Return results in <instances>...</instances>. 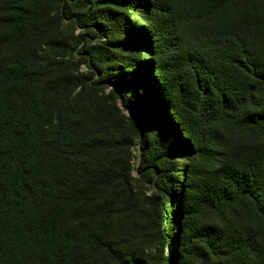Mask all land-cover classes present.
Returning a JSON list of instances; mask_svg holds the SVG:
<instances>
[{
	"label": "trees",
	"instance_id": "obj_1",
	"mask_svg": "<svg viewBox=\"0 0 264 264\" xmlns=\"http://www.w3.org/2000/svg\"><path fill=\"white\" fill-rule=\"evenodd\" d=\"M43 1L0 0V264H186L177 251L166 256L169 230L161 224L169 226V215L218 212L243 201L264 231V153L240 158L237 151L215 150L194 206L183 195L178 202H144L134 179L135 171L146 170L167 194L176 183L170 158L180 148L192 149L196 139L208 142L202 134L216 124L248 129L264 140V0H257L261 17L255 22L237 11L231 26L220 27L198 25L203 16L194 7L167 8L161 25L145 32L162 58L143 67L152 89L148 101L139 102L148 110L123 99L138 84L111 85L120 104L138 112L137 120L127 118L116 101L73 107L77 77L63 76L58 63L55 69L36 49ZM236 2L218 0V9ZM48 3L56 4V18L69 16L65 0ZM131 40L124 45L135 46ZM126 66L140 69L131 61ZM142 74L131 76L138 80ZM161 74L171 78V87L158 85ZM168 88L178 97L175 106ZM157 105L164 113L154 119L149 109ZM189 174L185 169L186 187ZM108 189L109 197L102 198ZM200 237L196 254L204 261L264 264V247L253 236L204 227Z\"/></svg>",
	"mask_w": 264,
	"mask_h": 264
},
{
	"label": "rangeland",
	"instance_id": "obj_2",
	"mask_svg": "<svg viewBox=\"0 0 264 264\" xmlns=\"http://www.w3.org/2000/svg\"><path fill=\"white\" fill-rule=\"evenodd\" d=\"M48 1L45 0L43 5L41 4L44 14L39 21H42L41 26L43 27L39 31V44L36 45V49L40 54L49 57L52 60L51 63H58V69L63 76L77 77L79 86L74 94L73 107L97 102H105L108 105L110 101H116L125 116L132 120L140 118L138 112L134 113L121 105L120 97L113 94L111 85L113 81L123 85L126 84V80L135 82L138 84L137 88L123 99H127L133 106L148 101V92L152 86L146 83L147 74H142L143 67L151 60L162 58L156 53L158 49L154 38L145 37V32L150 33L152 27L161 25L163 19L169 14L167 8L176 9L175 11H179L180 8H196L203 16V21L198 25L203 27L231 26L238 15L237 11L245 13V18L248 17V20L252 19L254 22L261 17V9L257 0H237L231 9L226 10L218 9V0H132L128 6L116 0H103V5L89 4L87 1L90 0H65L70 14L65 19H58L56 18V4L51 7ZM128 38L133 40L130 41L132 45H135L132 48L124 45ZM132 51L135 53H131ZM130 61L140 66V69L132 68L134 69L132 70L127 67L126 63ZM139 73L143 75L141 79L136 80L131 76ZM164 83L168 87L172 86L171 78L166 74H161L158 85L162 88L165 86ZM167 91L170 97L168 99L175 106L179 101L178 97L170 88ZM168 101L165 96L164 103L167 104ZM141 106L142 109L148 110L147 106L143 104ZM149 111L154 119H158L164 113L159 105ZM188 121L192 122L190 117ZM148 124L144 125L146 129H150ZM141 135L143 139L148 136L146 132ZM198 135L201 140V134ZM183 136L188 141V137ZM202 137L208 142L201 143L196 139L192 144V149L182 152L183 149L180 148L181 153L170 158V169L173 170L170 174H175L176 183L167 194L155 186L153 178L144 175L146 170L140 174L135 171L134 179L142 201L145 202L148 198L165 200L168 197L178 202L183 195V198L188 199V204L194 206L202 194V189L199 187L205 172L212 167L215 150L222 154L237 151L240 158L252 152L264 153V140L248 129L216 124L209 133L203 132ZM140 150V146L137 145L133 152L135 170L138 169ZM185 169L190 173L189 187H186L183 177ZM101 195L104 199L108 198L109 189L103 191ZM100 203H103L104 209L106 203ZM190 211L181 218L169 215V226L165 227L163 223L161 224L162 231L169 230L165 247L166 256L169 258H173V251H177L182 257L181 263L215 264L218 258L212 257L204 261L196 254L203 244L200 236L203 235L204 227L211 228L216 234L219 231L232 235L241 232L255 237L264 247V231L257 218L252 215L248 201L202 215L195 213L194 209ZM177 222L178 225L174 228ZM82 229L83 227L79 230ZM156 244L152 245L151 242V247L156 248ZM153 248L152 252L155 254L156 250ZM86 252L82 251L81 259L83 256L86 257Z\"/></svg>",
	"mask_w": 264,
	"mask_h": 264
}]
</instances>
